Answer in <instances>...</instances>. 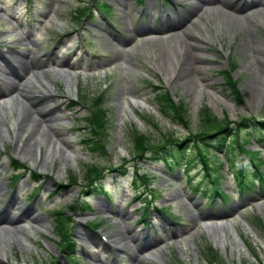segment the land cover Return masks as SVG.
I'll use <instances>...</instances> for the list:
<instances>
[{"label": "rangeland", "instance_id": "1", "mask_svg": "<svg viewBox=\"0 0 264 264\" xmlns=\"http://www.w3.org/2000/svg\"><path fill=\"white\" fill-rule=\"evenodd\" d=\"M225 2L234 12L217 4L197 12L185 6L195 0H142V4L137 0H0L1 53L21 51L42 64L19 79L20 88L29 95L27 100L17 99L15 92L0 101L4 113L0 114V210L15 199V205L8 207L3 216L20 217L18 227L25 230L23 236L12 238L4 264H66L64 256L71 254L63 246L56 218L70 233L78 264H117V259L130 255L121 247L122 253L115 250V246L123 245L144 264H210L204 256L209 247L216 252L215 264H264V228L256 223L259 219L264 225V183L254 177L252 167H247L245 173L252 175L249 181L254 186L249 185L253 187L249 193L240 194L237 179L229 175H235L237 167L225 168L223 151L214 152L209 147L210 155L217 156L214 163L222 166L218 170L224 175L220 191L228 196L211 201L209 192L196 189L197 174L190 183L183 171L168 172L163 163L134 159L135 148L129 138L133 131L144 135L150 145L162 143L167 135L178 142L194 139L203 108L220 121L227 118L231 128L243 118L264 122V10L258 12L256 6L264 0ZM103 3L111 6L108 18L96 9ZM176 9L182 13L167 16ZM79 10L89 15L78 18ZM252 13L255 15L247 26L243 17ZM242 27L252 28L261 41L258 46L263 49V61L257 65L260 75L255 78L245 66L244 49L237 50L239 37L232 39ZM203 34L208 38L204 39ZM181 41L195 44L202 56L204 69L195 82L170 77L167 69L168 47ZM63 62L70 67H61ZM230 69L240 99L229 90L223 74ZM44 72L51 76L45 80L53 82L52 96L36 82L45 81ZM33 76L38 79L35 81ZM151 85L168 91L184 105V125L162 116ZM98 96L106 113V153L102 156L82 146L83 139L94 133L86 119ZM133 98L145 101L148 108L135 107ZM8 101V105L2 104ZM122 102L127 103L124 114ZM71 103L76 106L70 107ZM31 106L57 107L58 113H65L54 126L68 146L59 143L56 151L52 147L41 146V151L33 148L37 164L18 153L11 127L12 117L22 107ZM247 126L252 129L251 123ZM248 130L246 127L237 134L241 143L246 141ZM234 132L232 129L231 135ZM249 139L245 148L260 150L259 157L264 161V145ZM187 146L186 151H190L192 143ZM46 151L51 157L44 162ZM231 151L239 154L236 146L227 150ZM13 164L19 167L17 171H13ZM119 165L126 170L124 178L120 177L122 170L117 171ZM193 165L200 168L198 161ZM91 166L101 170L96 183L86 180ZM134 169L138 175L146 174L145 182L133 175ZM259 169L257 172L264 176V164ZM21 209H25L24 216ZM146 212L148 223L143 224L144 219L139 217ZM31 213L42 218L43 225L33 221ZM200 213L217 214L220 220L203 222L198 219ZM3 224L0 247L8 232ZM116 233L125 241L117 243L112 237ZM129 234L139 238L138 245L125 239ZM145 237L157 239V246L139 249ZM157 251L162 254L158 259L153 256Z\"/></svg>", "mask_w": 264, "mask_h": 264}, {"label": "bare ground", "instance_id": "2", "mask_svg": "<svg viewBox=\"0 0 264 264\" xmlns=\"http://www.w3.org/2000/svg\"><path fill=\"white\" fill-rule=\"evenodd\" d=\"M196 3L192 4H185V6H189L192 8V10H202L206 6L211 5H221L223 9L230 10L231 12H234V9L231 7L229 3H226L225 0H195ZM257 11L261 12L264 9L263 2H259L257 5ZM225 14V10L221 11ZM264 12V11H263ZM181 10H173L171 13H168L167 16L170 17H176L177 15L181 14ZM221 13V14H222ZM255 13L252 14H246L243 19L248 26L250 24V18H253ZM229 17H232L231 14H228ZM218 30L220 31V28L218 26ZM241 30V31H240ZM239 37L240 42L237 46V50L239 48H243L245 51V59L244 63L246 68L250 69L249 74H251V77L255 78L256 76L260 75L259 67L257 68L258 64H262L261 61V52L263 49L258 46V43H261L260 40H258L252 33V28L248 27H242V29H239L235 31V34L233 33L232 39ZM203 38L207 39L208 36L203 34ZM197 46L191 42L184 41L181 43L177 42L174 43L173 46L168 47V54H169V63L167 65V69L169 71L170 77L174 76L175 78L178 77L179 79L183 80L184 82H195L197 80V76L201 70L204 69V67L200 64L201 55L196 50ZM0 58L2 59L0 63V101L3 99L8 98L13 95L15 92L17 93V99L23 98L27 100L28 93L25 92L23 89L20 88V77L23 75L24 72L28 71L31 68H37L41 67V63L39 60L35 59L33 56L26 55L22 53L21 51L15 52L14 50H9L7 55H4L0 51ZM167 61V62H168ZM61 67H70L66 62H63ZM43 79H49L50 80V74L44 72L43 73ZM68 77V75H66ZM35 81L38 79L37 76L32 77ZM5 80V82L2 83V80ZM39 86L46 91L50 96V89L53 86L52 81H44L41 82V80L36 81ZM70 84V83H69ZM69 86V85H68ZM69 89V88H68ZM69 91V90H68ZM10 102H2V104L8 105ZM132 104L137 108L147 109L148 104L140 100L138 98L132 99ZM127 106L126 102H122L121 104V113L124 114V108ZM23 110H21L19 113H17L16 116L12 117L11 127L15 134V137L17 139V151L19 154H21L23 157H29V160H31L34 164H37V158H35V154H33L32 149L36 148L38 151H41V146L45 148H51L52 150L56 151L58 149V144L61 143L64 146H68L67 141H65L62 138V134L58 131V129L54 126V122L58 120L57 118H61L64 116V112L58 113L57 107L49 108L45 106H31L29 109L25 107H22ZM0 114L4 116L2 106L0 104ZM43 126L45 128H43ZM1 138V134H0ZM54 156V155H53ZM52 156V159H53ZM51 156L47 153V151L44 154L43 161L45 162L48 160ZM12 207L15 205V199H11L7 205L3 208V210H0V226H2V223H4V226H7L6 230L7 232V239H3L1 241V247H0V264H4L6 253L8 251V248H10L11 240L12 238H15L17 234L23 236L25 233V230L23 228L18 227V222L21 219L20 217L13 218V217H4L3 214L8 210V207ZM22 216H24L25 209H21ZM30 218L35 221L38 225H43L41 223H44L42 218L35 215L34 213H31ZM198 219L203 222H209V221H219L220 216L214 213H200L198 216ZM13 229V231L11 230ZM118 242L122 243L125 241L121 234L116 233L112 235ZM125 239H128L129 241H135V244L138 245V237L129 234ZM143 244L139 246V249L143 246H149L150 244H154L157 246V239H151L143 238ZM226 241V235L222 237L220 240V244L224 245ZM115 243V242H114ZM116 244V243H115ZM23 249H25L26 246H24L22 243L20 244ZM109 247H111L109 245ZM124 250H127L130 255L127 258L120 257L121 259H117V264H144L142 259L136 258L134 251L128 248V246H115V250H120L121 248ZM123 251H121L122 253ZM156 259L162 257V254L160 251H157L153 255ZM135 259V261H134ZM119 261H121L119 263Z\"/></svg>", "mask_w": 264, "mask_h": 264}, {"label": "trees", "instance_id": "3", "mask_svg": "<svg viewBox=\"0 0 264 264\" xmlns=\"http://www.w3.org/2000/svg\"><path fill=\"white\" fill-rule=\"evenodd\" d=\"M139 1V0H138ZM109 6L106 4H102L101 7L98 6V9L103 11L105 14H108ZM83 10L78 11V18L84 15ZM231 72L224 71L225 78L227 80V84L229 90H231L234 95L240 99L239 92L236 88V83L231 80ZM152 95L159 106L161 114L169 119L172 123L184 125L186 120V109L183 104L179 103L176 104L170 95V93L163 88L152 86ZM75 103H71V107H73ZM88 122V126H92L94 128V133L91 136H86L82 141V146H85L89 149V152L94 153H106L105 149V124H106V113L105 110L102 108V98L98 96L94 99L91 107V112L89 114V118L86 119ZM229 121L227 118H224L223 121H220L218 118L214 117L208 109H202L200 111V124H199V131L194 134L193 138H186L182 141H177L174 139L172 135H167L166 137L163 136L164 140L162 143L158 145H150L148 142L149 140L142 134L137 132H130L129 138H131L132 144L134 145L135 152L132 154L134 158L138 159H145L146 151L150 150L149 158L154 160L155 162H162L166 167L171 170L174 169H184L187 172L194 166L193 164L198 161L199 165H201V171L198 170L199 173H202L203 176L209 177V171L213 168H216L218 165L215 162L216 154L210 155L211 150L209 147H213L214 152H222L226 155L227 164L233 166L234 164H242L246 167L245 162L248 164L253 165L255 168V174L259 178L260 182L262 183L261 178L263 176L258 173V166L262 163V160L257 159L258 152L254 153L250 150L244 148V145L250 142L249 137L255 138L257 142L263 146L264 145V122H260L257 120H247L241 119L236 122V127L234 125L233 128L230 127ZM248 123H251L252 129L247 126ZM227 124V125H226ZM248 127V134L246 141H239L237 134L240 131H244V129ZM232 129L235 130L234 134H232ZM228 143H227V142ZM192 143V149L190 151H186L187 145ZM185 143V144H184ZM188 143V144H187ZM227 143V145H226ZM232 146H236L239 151V156L236 157L235 151L227 152L232 149ZM145 152V153H144ZM261 161V163H260ZM119 169L123 170L120 173L125 175V168L120 167ZM101 170L96 168L95 166H91L90 169L86 172V180L93 181L96 180V176H100L99 172ZM118 171V170H117ZM134 173L136 171L134 170ZM242 177L244 176L243 169L241 168L238 172ZM136 176V175H135ZM142 180L146 178L144 175L141 176ZM75 181V179H73ZM218 181L219 178H213L209 180L211 187L214 188L213 196L218 194ZM239 182V186H242V191H245L249 188V184L251 182L243 180V178H239L237 180ZM55 216H59L58 214H54ZM144 219L141 218L140 220ZM57 229L59 232L62 233L63 241L66 243V246L69 250H73V245L69 243V234L66 228L64 227L65 223L60 219L56 218ZM256 223L259 227H263L264 225L261 220L256 219ZM205 258L210 260L212 263L216 260V252L212 248H207L205 253ZM69 264H76L74 259L67 258Z\"/></svg>", "mask_w": 264, "mask_h": 264}]
</instances>
